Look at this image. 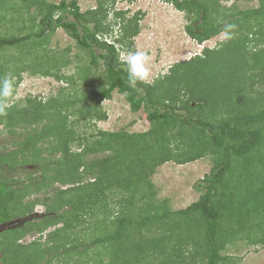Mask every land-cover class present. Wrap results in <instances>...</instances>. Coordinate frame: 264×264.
<instances>
[{"label": "trees", "instance_id": "1", "mask_svg": "<svg viewBox=\"0 0 264 264\" xmlns=\"http://www.w3.org/2000/svg\"><path fill=\"white\" fill-rule=\"evenodd\" d=\"M165 1L199 43L226 24L233 37L130 86L119 57L138 49L145 12L0 0V77L16 92L25 72L65 83L0 116L12 138L0 147V224L20 220L0 232V264H238L229 248L264 245V0ZM58 28L73 56L51 47ZM115 92L145 110L147 130L98 126ZM207 156L196 201L174 209L158 197L159 166Z\"/></svg>", "mask_w": 264, "mask_h": 264}, {"label": "rangeland", "instance_id": "2", "mask_svg": "<svg viewBox=\"0 0 264 264\" xmlns=\"http://www.w3.org/2000/svg\"><path fill=\"white\" fill-rule=\"evenodd\" d=\"M52 1L59 2L60 0ZM254 3L255 1L250 2L246 6ZM226 4H230V1ZM95 5L96 0H80L82 10ZM116 9L129 10L130 15L137 10L145 12L141 21L142 31L136 37V46L151 56L152 80L168 72L170 66L176 62L187 60L202 53L205 47L220 46L219 41L222 32L199 43L186 31L188 20L185 13L165 0H117ZM110 17H114L113 13ZM51 41V47L55 49L71 45L73 47L70 52L71 56L78 51L74 39L63 28L57 29ZM72 70L73 67H70L67 71L71 72ZM64 84L53 77L25 72L24 79L18 87L13 101L19 102L28 96L47 98L56 93L59 87ZM103 108L109 116L106 120L98 121V126L103 129L144 131L150 127L145 110L143 108L138 111L132 110L122 93L115 92L113 98L104 100ZM7 132L8 129L0 126V147L10 145L12 142L11 135ZM212 166L213 160L209 156L185 164L174 161L162 164L152 177L156 184L158 197L161 199L168 198L174 209L187 207L200 196L201 191L195 185L206 173L210 172ZM29 167L34 168V166ZM44 208L43 205L38 204L36 211L42 212ZM8 224H0V232L9 226ZM19 224L20 222L13 223L8 228ZM36 236L29 234L22 241L30 242ZM238 246L228 250L229 253L241 257L238 264H264V245L255 247L240 243Z\"/></svg>", "mask_w": 264, "mask_h": 264}, {"label": "clouds", "instance_id": "3", "mask_svg": "<svg viewBox=\"0 0 264 264\" xmlns=\"http://www.w3.org/2000/svg\"><path fill=\"white\" fill-rule=\"evenodd\" d=\"M235 25L224 26L221 33L220 45L232 39V29ZM120 62L124 66L127 75V80L130 86H135L138 83L151 84L152 67L151 56L143 50H132L126 53H121ZM16 96V84L13 78L8 75L0 77V116L6 115L7 111L13 106V100Z\"/></svg>", "mask_w": 264, "mask_h": 264}, {"label": "water", "instance_id": "4", "mask_svg": "<svg viewBox=\"0 0 264 264\" xmlns=\"http://www.w3.org/2000/svg\"><path fill=\"white\" fill-rule=\"evenodd\" d=\"M41 214H42L41 212L36 211V212L33 213L32 215H30V217L39 216V215H41ZM16 222H20V220H13V221L9 222V224H8L9 226H6L5 228L10 227L11 224L16 223Z\"/></svg>", "mask_w": 264, "mask_h": 264}]
</instances>
